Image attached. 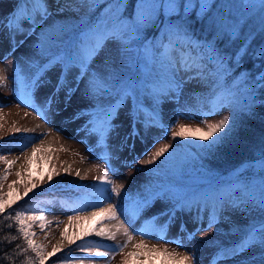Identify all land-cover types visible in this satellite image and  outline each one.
Returning a JSON list of instances; mask_svg holds the SVG:
<instances>
[{
    "label": "rangeland",
    "instance_id": "374dc122",
    "mask_svg": "<svg viewBox=\"0 0 264 264\" xmlns=\"http://www.w3.org/2000/svg\"><path fill=\"white\" fill-rule=\"evenodd\" d=\"M15 1L0 0V11H6L12 7ZM129 1L123 0L120 7L113 12L112 10L116 9V0H110V4L105 8L103 22L113 15H118L125 22L130 23L137 9L134 8L130 15H126ZM192 1L187 0L186 4L193 5ZM201 1L203 8L209 7L215 1L216 10L226 13V16L230 17L228 24L239 21V29L240 26L247 23V19H250L251 23L255 25L256 31L262 26L260 22L264 24V10L261 9L258 0H253L251 4L246 3L245 0ZM73 2L77 4L72 7L67 6L66 0L56 2L57 8L54 6L52 15L42 21L41 26H38L36 30H32V35L24 38L23 44L17 43L14 50L9 37L0 38V70H2L0 74L6 77L0 83V156L5 157L8 161H15L9 167L4 163V160L0 159V177L5 174L6 169L8 171L7 180H0V185H2L0 195H4L5 200L16 201L11 207L19 202L29 203L27 206L30 207L35 202L30 199H45L44 202L47 205L44 206V202H42L43 207L27 209L23 213L25 217L39 216L41 212L44 213L43 224L39 220L26 219L25 222L31 225L27 230L34 234L32 236L33 243L43 246L47 261L59 256L58 264H79L80 260H83L84 264H89V259L92 260V264H123L125 258H127L128 264H172V261L163 254V250L166 249L168 253H174L177 257L194 256L193 264H210L218 247L236 240L235 238L238 237V235H229V228L234 229L236 225L246 227L254 221L258 222L264 215L259 209L250 208L246 211L229 209L222 213L221 222L212 227L208 226V222L196 227L189 226L186 232L191 231L194 235L187 238L184 243V240L178 239L177 234L169 237L166 224L161 227L156 226L157 229H154L153 223L142 228L132 226L137 217V213L134 211V201L147 196L146 194L154 190L173 185L185 178L205 177L207 179L217 172L215 170L234 172L241 182L249 185L250 188L255 187L258 194L261 179L258 160L261 157L262 149H264V142L256 144L254 143L256 139H254L250 145V155H252L250 159L253 158V160L240 165H232L237 166L235 169L229 165L234 162L232 157L235 154L230 151L236 146L237 140L226 144L218 151L206 153L201 150V142L191 139L185 141L179 138L173 140L171 134L162 143L155 144L150 141L145 149L143 146V152L139 154V159L130 162L127 168L122 171L116 169L114 172H110L105 155L116 154L119 152V148L112 151H96L95 147L89 146L88 140L86 141V134L91 125L84 123V120L73 123L75 113L90 107V100L83 95V86L81 91L74 94L67 108L53 116L47 114L50 118L29 108L32 106V100L25 89L26 80L24 78L26 71L30 68L29 61L37 62L42 58V54L48 53L57 45L54 40L49 39L50 36L59 34L63 30L69 31L70 27L87 19V13L93 7L94 11L96 9L92 0H73ZM160 3L163 4V7H160L158 11H163L164 8L167 11L168 7L178 3V0H160ZM58 8L64 10L58 12ZM215 15L219 16L218 13ZM154 16H157V13ZM226 19L225 17L224 21ZM254 20L258 21L257 25ZM144 28L145 26L141 28L138 36L130 44H127L126 54L121 48L117 55V46L109 44L98 60L93 62V70L116 72L117 75L125 77L133 74L138 67L143 73L149 65L148 53L143 54L138 65L136 60L141 43L145 41ZM176 53H169L170 57H165L164 54L162 58L165 61H173L177 66L187 63L194 68L203 69L208 76L199 82L192 80L190 83H186L183 86L181 99L175 100L176 103L172 107H164V110L171 111L176 116L172 122L173 132L178 131L180 125L192 129L206 128L208 123H218L224 116L231 118L235 113L237 118L241 119L247 114L248 103L256 100V90H254L255 86L239 82L240 90L237 92L238 95L234 96L236 99L233 103L228 104V97H226L223 98V106L225 104L226 106L215 109L213 104L217 100L211 103L213 109L212 113L208 115L210 117H201L207 110L209 101L206 97L210 92L209 86L214 85V75L206 67L186 62L184 55ZM106 55L112 57L114 64L105 65L102 63ZM208 59L211 61L209 57ZM178 75L191 79L189 73L179 72ZM44 79L47 80V76ZM48 84L44 83L42 88H47ZM61 93L59 98L62 96ZM107 96L102 97L98 103L105 100ZM34 100H39L42 105L45 102L44 97L38 91L35 93ZM65 106L67 105L65 104ZM185 114H190L192 117L183 116ZM171 118L174 117L171 116ZM14 128L27 129L28 131L15 133ZM164 144L174 146L171 154L161 158L155 164H146L145 161L149 155ZM40 145H42V150L33 153V148ZM197 153H199L198 156ZM192 157L196 158L192 159ZM242 160L244 158H239L237 161ZM253 164L256 166L252 167ZM229 167L231 169L228 170ZM17 172H21V176L18 177ZM105 174L109 180L103 184L99 178ZM50 175L51 181L49 180ZM13 181L16 183L13 184ZM9 185L13 186L9 188ZM32 185H36V187L25 196V187ZM119 185H123V188L121 195L117 196L112 192V188ZM244 195L245 193L242 191L240 196L233 195L231 199L243 198ZM109 205H120L125 214L120 215L117 220H107L106 213L97 216L91 215L93 212H100L101 209L108 208ZM153 213H156L155 209ZM151 216L145 217L144 221H147ZM70 217L77 218L70 220ZM142 222L140 221L141 225H143ZM101 228L111 229L116 238L113 240L107 235L96 236L95 231ZM125 228L129 229L132 239L128 241L127 247L120 250L116 246L122 245L128 240ZM198 228L199 230H197ZM133 229L135 230L133 231ZM85 233L90 234L85 235ZM69 238L75 240V243L70 244ZM164 238L169 239L164 241ZM140 243L147 245V248H135V245ZM55 247H59L61 250L55 255L49 256L48 253H52ZM81 247L99 248L101 252L108 253V255L96 257L94 252H81ZM152 248L160 251L158 253L148 251ZM133 251L140 252V256L127 255ZM261 251L259 248H253L242 256L232 259L231 262L226 260L221 264H253L250 260L252 257L256 258L255 264H260ZM48 264L52 263L48 262Z\"/></svg>",
    "mask_w": 264,
    "mask_h": 264
},
{
    "label": "snow or ice",
    "instance_id": "6c2138e0",
    "mask_svg": "<svg viewBox=\"0 0 264 264\" xmlns=\"http://www.w3.org/2000/svg\"><path fill=\"white\" fill-rule=\"evenodd\" d=\"M246 3L251 4L253 0H245ZM59 3V0H57ZM123 3V0H116V9L112 11L115 12L120 5ZM258 3L261 6V9L264 10V0H258ZM68 7H72V0H66ZM137 11L134 14V17L131 19L130 23L125 22L120 16L113 15L110 19L99 23L87 32L83 34L84 40L76 52L71 56H56L53 55L48 58L44 64H39L37 62L29 61V67H34L36 70L34 74L31 75V78L25 77L27 91L31 100H34L35 93L37 89L42 86L44 83H51V79L45 80L44 77L48 72L52 71L55 68H59L58 75L56 77L55 86L53 88L52 94H50L44 104L37 108L40 112H48L52 108V104L55 101L58 102L59 94L63 91L64 101L67 105L73 98L74 94L78 91H81L83 86V95L90 100V107L81 109L80 112L74 114L73 119H80V113L83 112L85 115L89 116L90 119L87 122L91 127L89 128L90 134H96L99 137V133L103 132L105 134V141L103 146H107V140L112 131L115 130L116 125L113 123L119 116V112L123 105L121 104V99L127 101L128 96L132 93L130 85L117 86L114 82V73L103 72L99 70H93V62L104 53L105 49L109 44L117 46V55L120 53V49L123 48L125 54L128 51L127 44H130L136 36H138L141 28L149 23L153 16L157 13L160 7H163V4L160 3V0H137L136 5L134 6ZM18 12L13 15L10 19H7L4 22V26L9 32V41L15 49L17 43L23 44L24 40L17 41V35H25L24 22L27 21L32 30L34 31L36 26H41L39 21L47 19L51 15V10L48 6L47 0H21L18 4ZM63 8H58L57 11H63ZM39 17V21L38 18ZM239 21H235L231 24L223 25V35L231 41H235L240 36V29L238 28ZM168 34L171 36H178L179 32L175 29H169ZM27 35H31V32H28ZM127 42V43H125ZM172 40H169V45H172ZM247 46L241 45L237 50L234 56H229L227 53H222L216 50L215 46L210 48V59L219 69H224L229 62L239 63L243 57L247 54ZM258 59L264 60V48L259 49L255 53ZM105 65L114 64V60L111 56L106 55L102 61ZM171 64V77L168 78L167 89L164 92H157L156 96H164L168 93L175 95L176 99H179V96L182 94L183 86L186 83H190L192 80L201 81L205 79L208 74L199 68H194L193 66L185 63L179 66H174L172 61L169 60ZM2 72V70H0ZM179 72L189 73L191 79L187 77H181L178 75ZM219 74V73H218ZM6 77L0 74V83H2ZM258 79L261 82H264V72L258 74ZM264 86V83H262ZM116 93V99L108 104L106 107L102 104H99L98 101L105 95L111 96V94ZM223 99L218 100L213 104L215 109H218L223 106ZM34 106V105H33ZM247 111L250 112V109ZM102 115V119L99 118L98 113ZM141 109L137 108L135 113H132L130 110L131 116V130L128 136L125 137V142L129 139H133L141 135L137 124L143 123V126L150 128L154 126L156 116L155 114L152 117L147 118L144 121H141L140 118ZM97 123L100 127L97 129ZM242 127V120L237 118V115L234 113L230 118L229 116H224L218 123H208L206 128L196 127L192 129L186 127L185 125H180L178 131L172 133L173 140L183 139L185 141L191 139L201 142L200 147L203 152L213 153L223 148L226 144L235 142L239 136V130ZM22 131H28L27 129L14 128L15 133H20ZM130 147H135L133 143ZM172 144H164L159 147L157 150L152 152L149 155V158L145 161L146 164L152 165L155 164L161 158H165L166 155H170L173 149ZM42 150V145L34 147L33 153ZM199 153H197V156ZM196 157H192L195 159ZM0 159L4 160V163L9 165V167L15 163V161H8L5 157L0 156ZM26 159H29L26 157ZM258 165L261 170V179L259 181L258 194L255 187H249V185H241V188L238 189L243 191L245 195L243 198L231 199L225 198L218 200L216 207L209 215L208 226L212 227L216 224H219L222 219V213L231 209L232 211H246L248 209H259V211L264 214V149H262L261 157L258 160ZM256 165L253 164L252 167ZM67 172V169H65ZM16 175L21 176V172H17ZM58 176L59 173L57 172ZM79 175V172H77ZM8 171L6 169L5 174L0 177V180H7ZM52 177L49 176L51 181ZM99 180L106 184L109 180L107 174L103 177H100ZM16 181H13L15 184ZM13 185H9L11 188ZM2 187V185H0ZM36 185L31 187H25V196L29 192H32ZM123 185L114 186L112 192L117 196L121 195V189ZM175 200L172 203L171 209H165L164 215H169L168 224L175 220L177 212L185 211L190 209L191 201L188 198L174 196ZM156 200L165 202L166 197L163 192L160 193H151L146 199H137L135 202L136 206L134 211L142 212L150 204L154 203ZM14 200H5L4 195H0V213H5L13 203ZM101 213H106L107 220H117L120 215H124V211L121 209L120 205L112 206L109 205L106 209H101L100 212H93L92 216L100 215ZM77 217H70L69 219H76ZM83 218V217H80ZM157 217H153L155 220ZM27 220H39L43 224L44 213L41 212L39 216L32 215L25 217L23 212L17 211L15 213V220L20 225L19 232L23 234L24 239L27 241V249H31L36 253V257L30 260L29 264H44L45 253L43 252V246L34 244L31 237L34 235L27 229L31 225L26 224ZM230 219V217H229ZM203 217L198 215L195 217L194 222L201 223ZM123 224V222H121ZM187 225L183 222L179 224V228L183 231ZM135 229H133L134 231ZM199 230V228L197 229ZM125 235H127L128 240L122 244L116 246L120 250L127 247L128 241H131L132 236L129 234V229L125 228ZM90 233H85L88 235ZM229 235H238L240 238L233 244L228 246L218 247L216 253L214 254L210 264H221V261L232 260L237 256H242L245 252L251 251L253 248L261 249L259 256L260 264H264V215L258 222H252L246 227H241L236 225L235 228H229ZM96 236H109L110 239H115V233L111 229H99L95 231ZM189 237H193L194 233L189 231L187 233ZM69 243H75V240L69 238ZM135 248L137 249H146L147 245L140 243L136 244ZM25 249L24 251H27ZM61 249L55 247L52 253H48L49 256L55 255L56 252H59ZM81 252L86 253H95L96 257L107 256L108 253H103L99 248H80ZM148 251L152 253H158L160 250L156 248L149 249ZM165 257L172 261V264H193L194 256H182L177 257L174 253H168L166 249L163 250ZM128 256H140V252L133 251L127 254ZM250 260L255 264V257L250 258ZM79 264H84L83 260L79 261ZM89 264H92V260L89 259ZM123 264H128L127 258H125Z\"/></svg>",
    "mask_w": 264,
    "mask_h": 264
},
{
    "label": "trees",
    "instance_id": "16d2710c",
    "mask_svg": "<svg viewBox=\"0 0 264 264\" xmlns=\"http://www.w3.org/2000/svg\"><path fill=\"white\" fill-rule=\"evenodd\" d=\"M49 1L53 4L57 2V0H47V3ZM62 1L64 2V0H59V2ZM92 1L96 9L94 11L93 7L87 13V19L70 27L69 31L63 30L59 33L60 35L53 34L54 36H50L49 39L51 41L54 40L57 45L49 52L64 54L70 47L73 48L75 38L84 27L88 29L92 27L93 24L102 20L105 8L110 4V0ZM20 2L21 0L16 3L12 16L18 12V4ZM74 2L72 5L75 6L77 3ZM186 2L187 0H178V3L169 6L167 11H165V8L163 11H157V16H153L152 20L145 25L146 29L144 30V35L147 40L153 38L151 44L154 57L169 45V40H172V44L178 48H181V46L187 47L195 53L202 55L209 67L218 75L216 79L217 85L213 87L214 90L229 87L237 91L240 90L239 82L245 85L255 86L256 100L248 103L250 112L246 109L247 114L240 119L242 120V127L239 130L236 146L231 148L232 150L230 151L235 154V156L232 154V161L234 162L229 166L235 164L240 165L243 162L252 161L253 158L250 159V156H252L250 155L251 143L254 139H256L254 141L256 144L264 142V86H262L264 82L258 79V74L264 72V60L258 59L255 55L259 49L264 48V24L260 22L262 26L256 31L255 25L251 23L250 19H247V23L244 26H240L239 38L235 41H231L223 35L222 27L228 24L230 17L226 16V13H220L216 10L215 1H213L209 7L205 6L204 8L201 0H193V5L189 3L186 4ZM134 3H136V0L129 1L126 7V15H130L135 8ZM215 13H218L219 16H216ZM225 17L227 19L224 21ZM221 20L222 22H220ZM254 21L257 25L258 21ZM28 25L27 21H25L23 26L25 27ZM169 29L178 30L179 35H169ZM241 45L247 46V54L239 63L230 61L222 70L217 68L209 59H206L211 55L210 48L212 46H215L216 50L219 52L234 56ZM74 53L75 52H72V54ZM130 78L131 76L121 77L117 75L116 72L114 73V82L117 86H122L125 81H130ZM120 82H122V84H120ZM152 85L155 87L149 85L144 94L146 102L143 104V107H145L147 111L155 109L158 106V102L165 96H156L157 92H164V90L160 88L158 82L154 81ZM115 96L116 93L113 92L111 96H107L106 99L100 101L99 104L106 106L110 102L109 98H114ZM141 116L144 117L146 115L143 112ZM239 158H244V160L237 161ZM200 181L204 180L202 178L196 180V182ZM214 182L218 188H225L224 185L220 184L219 180H214ZM30 200L35 201L30 207L27 206L29 203L19 202L14 207L10 206L6 209L5 213H0V264H29L30 260L36 257L35 252L31 249H27V241L24 239L23 234L19 232L20 225L15 220V213L17 211L24 212L27 209H38V207L42 206V202L45 201L44 198L37 200L32 198ZM43 205L45 206L46 203L44 202ZM25 249H27V251H24ZM58 257L59 256H56L48 261L45 259L44 264H48V262L58 264Z\"/></svg>",
    "mask_w": 264,
    "mask_h": 264
}]
</instances>
